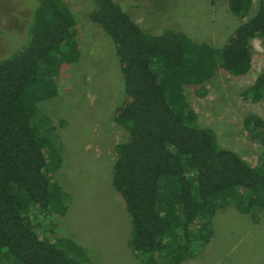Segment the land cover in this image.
<instances>
[{"label":"trees","instance_id":"trees-1","mask_svg":"<svg viewBox=\"0 0 264 264\" xmlns=\"http://www.w3.org/2000/svg\"><path fill=\"white\" fill-rule=\"evenodd\" d=\"M28 1V12L14 16L13 26L0 23L6 40L0 44V264H88L84 249L70 238L39 234L41 217L33 212L54 211L60 220L66 212L61 188L49 179V138L32 119L38 102L57 94L55 74L81 55L77 19L64 0ZM86 3L90 21L115 44L124 81L114 118L126 127L127 139L116 146L113 184L130 214L131 245L150 255L149 263L165 251L169 264H179L193 255L195 232L201 244L207 241L208 220L230 199L255 220L264 209V164L251 165L221 147L211 128L193 124L195 112L184 94L185 85L215 74L219 55L232 74L249 72L252 39L264 38V0H228L233 14L247 18L218 49L169 26L147 29L124 2ZM14 32L26 33L28 44L7 45ZM249 92L254 100L264 96V69Z\"/></svg>","mask_w":264,"mask_h":264},{"label":"rangeland","instance_id":"rangeland-1","mask_svg":"<svg viewBox=\"0 0 264 264\" xmlns=\"http://www.w3.org/2000/svg\"><path fill=\"white\" fill-rule=\"evenodd\" d=\"M26 1L0 0V23L13 26L14 16L28 12ZM64 1L77 19L81 55L55 74L58 92L38 102L32 120L49 138L45 149L49 179L61 188L66 212L60 220L54 211L34 208L41 217L38 232L70 238L84 249L88 264H169L165 251L155 254L156 263L147 261L150 255L134 251L130 214L113 184L116 146L127 139L126 127L114 118L125 97L115 44L90 21L86 0ZM117 1L124 2L133 19L147 29L169 26L217 49L247 18L233 14L228 0ZM25 34L14 32L6 44H28ZM5 41L0 38V44ZM252 51V66L245 75L224 69L219 55L215 74L202 84L185 85L184 94L188 110L195 112L193 124L211 128L221 147L237 152L251 165H263L264 96L254 100L252 92L245 94L264 69L263 37L252 39ZM252 117L263 125L249 120ZM248 195L244 191V200ZM229 204L206 221L212 231L207 241L201 244L195 232L190 244L194 253L179 264H264V209L256 211L255 220L240 212L233 200ZM199 225H192L195 231Z\"/></svg>","mask_w":264,"mask_h":264}]
</instances>
